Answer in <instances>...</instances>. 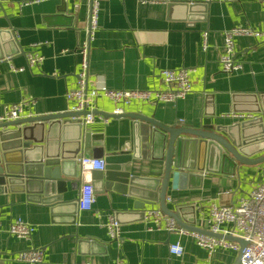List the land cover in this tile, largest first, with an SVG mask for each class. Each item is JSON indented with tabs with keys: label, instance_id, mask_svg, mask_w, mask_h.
Masks as SVG:
<instances>
[{
	"label": "crops",
	"instance_id": "1",
	"mask_svg": "<svg viewBox=\"0 0 264 264\" xmlns=\"http://www.w3.org/2000/svg\"><path fill=\"white\" fill-rule=\"evenodd\" d=\"M89 3L0 0V114L5 106L24 100L30 101L20 118L70 111L73 103L65 92L76 86L78 49L87 37ZM234 27L264 30V0H99L97 28L88 50L89 87L160 89L164 87L161 70L189 68L192 90L183 98L133 101L122 114H113L114 102L99 96L94 121L84 125L86 131L101 135L90 144L99 145L104 155L131 151L137 145V158L130 168L138 177L136 187L141 191L137 193L149 191L154 196L159 192L155 180L163 175L164 162L156 158L162 155L165 142L158 135L153 148L149 143L143 147L139 138L135 141L134 120L123 114H143L166 125L181 121L194 127H214L237 122L225 116L232 112L261 113L255 108L263 104L260 97H264V37L235 35L234 58L241 69L229 74L220 70L224 32ZM203 32L207 33L206 50L202 48ZM27 51L42 56V62L28 67ZM77 119L68 118L64 140L59 126L49 128L46 123L40 146L7 154L13 162L24 164L25 175L22 183L0 191V264H114L118 258L126 264H234L238 251L216 248L209 255L190 235L168 231V216L162 213L156 228L140 210L133 209L130 196L104 188L102 181L91 177L96 187L93 210L79 211L77 198L85 179L77 161L69 164L75 176L65 178L62 193H57L53 179L43 186L39 158L47 150L52 153L64 148L71 162V153L78 147V128L71 122ZM83 155L92 156L91 149H83ZM209 166L213 170H189L175 184L170 177L166 191L167 208L176 211L183 222L205 230L212 203L235 202L264 180V163L234 168L210 162ZM150 186H155L154 191ZM153 207L160 210L158 201L145 205V209ZM110 216L119 223V242L111 240L107 232ZM18 217L34 227L30 238L8 233L10 222ZM230 227L224 224L225 229ZM176 245L173 252L171 247ZM31 248L41 250L40 262L15 260L19 251Z\"/></svg>",
	"mask_w": 264,
	"mask_h": 264
},
{
	"label": "water",
	"instance_id": "2",
	"mask_svg": "<svg viewBox=\"0 0 264 264\" xmlns=\"http://www.w3.org/2000/svg\"><path fill=\"white\" fill-rule=\"evenodd\" d=\"M17 51L19 50L17 49ZM205 97L208 98V96ZM260 100L263 104L255 108L257 112H261L259 116L253 115L251 118L238 120L231 125H217L214 127L212 125L194 127L181 121H177L174 125H166L143 114H123L134 120L133 133L135 141H138L139 138V142L141 140L143 147H146L149 143L153 148L154 144L157 143L158 135H161L165 142L162 155L156 158L163 159L164 170L161 178L155 180L159 192L154 196L149 191L141 194L136 192V190H140L136 187L139 185L137 184L138 177L131 174L130 168L133 158H137L135 153L137 145L135 144L136 148L134 147L131 151L104 155L103 149L99 145L91 146L90 144L91 139L99 140L101 135L86 131L80 119L69 121L78 128L75 138L78 147L71 153V162L65 156L67 151L64 148H59V151L52 153H48L47 150L44 153V158H39L38 176L42 179L40 181L43 186L49 184V180L53 179L57 185V193H62L65 190V178L75 176L70 171V165L72 163L77 164V158L83 155V149H91L93 157L103 158L104 160L102 170L92 171V180L102 181L104 188H111L130 196L133 209L140 210L141 214L145 210V205H152L155 201H158L161 212L173 218L177 226L189 231L223 237L237 242L240 249L234 264H241V255L246 243L242 238L213 233L183 222L176 211L167 208L166 191L170 177H172L175 184L178 177L187 176L189 170L196 168L205 171L213 170L209 166L210 162L215 163L216 166L218 163H228L234 168L237 165L252 166L264 163V97L261 96ZM86 113V111H64L0 122V191H6L14 183H22L25 175L24 164H17L7 157L10 150H18V152L23 153V150L26 151L40 146L44 141L42 132L46 123H49V128L52 125L59 126L60 139L64 140L62 137L64 129L69 124L67 122L68 118L83 116ZM254 154L258 155L254 157ZM186 160H189V163ZM17 167L19 168L17 169ZM78 180L77 177L76 184ZM93 187L95 191L94 184ZM148 189L154 191L155 186H150Z\"/></svg>",
	"mask_w": 264,
	"mask_h": 264
},
{
	"label": "built area",
	"instance_id": "3",
	"mask_svg": "<svg viewBox=\"0 0 264 264\" xmlns=\"http://www.w3.org/2000/svg\"><path fill=\"white\" fill-rule=\"evenodd\" d=\"M41 1V0H34ZM139 2H154L160 0H138ZM99 13V0H90L88 24L86 27L87 37L80 43L78 54L80 56L77 71V82L74 88L65 92L66 99L72 101L70 111L87 113L78 116L83 125L91 123L95 119V102L99 96H104L113 101L115 108L113 114H122L124 107L133 101L153 103L158 101H176L183 98L192 90L189 77V68L179 67L175 69H163L160 76L163 88L160 89H109L104 84L88 86V50L90 39L94 30L97 28ZM239 34H252L264 37V30H253L247 27H234L224 32V51L219 57L220 70L225 74L236 72L241 69V64L234 58V36ZM202 48H207V33L202 34ZM28 67L38 66L42 62V56L27 51L24 52ZM15 69V68H13ZM30 100H24L5 106L0 114V122L16 120L22 117L23 106ZM225 116L236 120H245L253 117L249 113L232 112ZM75 119V117H73ZM80 176L85 181L80 185L77 198L79 211L93 210L95 201V191L90 181L91 173L94 170L104 168L103 158L82 155L77 158ZM225 195L229 191L223 192ZM145 220H149L157 228L163 218L162 212L158 208H149L143 211ZM167 230H178L182 234H188L194 238L195 242L204 248L210 255L216 248H228L239 251L240 246L237 242L223 237H214L195 231H189L177 226L174 219L166 217ZM208 230L213 233L223 235H233L242 238L246 243L241 255V264H264V180L256 184L245 195L237 201L217 204L212 203L209 207V217L207 219ZM231 224L230 229H225L224 224ZM107 232L111 240L119 242L120 226L118 221L110 216L106 223ZM10 235L18 238L28 239L32 236L34 227L22 218L13 219L7 229ZM177 245L171 247L175 252ZM15 260L29 263H37L41 260V250L31 248L19 251ZM114 264H126L122 258H118Z\"/></svg>",
	"mask_w": 264,
	"mask_h": 264
}]
</instances>
